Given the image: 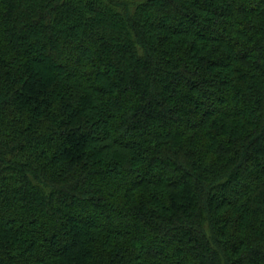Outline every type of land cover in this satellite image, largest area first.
I'll list each match as a JSON object with an SVG mask.
<instances>
[{"label":"trees","instance_id":"obj_1","mask_svg":"<svg viewBox=\"0 0 264 264\" xmlns=\"http://www.w3.org/2000/svg\"><path fill=\"white\" fill-rule=\"evenodd\" d=\"M263 143L264 0H0V264H264Z\"/></svg>","mask_w":264,"mask_h":264},{"label":"rangeland","instance_id":"obj_2","mask_svg":"<svg viewBox=\"0 0 264 264\" xmlns=\"http://www.w3.org/2000/svg\"><path fill=\"white\" fill-rule=\"evenodd\" d=\"M162 18V17H161ZM158 20H161L160 18H155L153 21L154 22H157ZM77 32H75V34H76ZM72 38L74 39V35L72 36ZM32 49H35V48H32ZM36 51V50H35ZM45 63H47V64H49V59L47 58L46 60H45ZM74 67V65H71L70 63H66L65 64V66L62 68L65 72L66 71H69L70 69H72ZM190 92L196 97V95H197V91H195V90H190ZM219 103V102H218ZM181 123H179V124H177V126H181L180 125ZM182 124H183V122H182ZM107 129H108V131H109V133L110 134H112L111 133V130H110V127H107ZM112 136V135H111ZM134 140L136 141V142H138L139 141V137H135L134 138ZM264 144V143H263ZM64 145H67V143H65ZM29 220H30V217H27V216H24V217H22L21 218V221L23 222V223H28L29 222ZM101 220L104 222L105 220H107V219H104V218H101ZM110 220V219H109ZM106 222V221H105ZM126 227V226H125ZM131 228V227H130ZM69 241H73V237H70L69 236ZM50 243H46V247L45 248H47L48 247V245H49Z\"/></svg>","mask_w":264,"mask_h":264}]
</instances>
